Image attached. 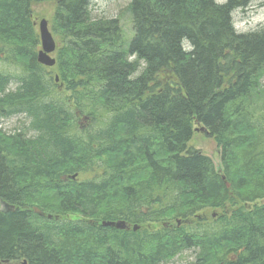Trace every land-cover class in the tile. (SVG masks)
I'll use <instances>...</instances> for the list:
<instances>
[{
  "label": "trees",
  "instance_id": "16d2710c",
  "mask_svg": "<svg viewBox=\"0 0 264 264\" xmlns=\"http://www.w3.org/2000/svg\"><path fill=\"white\" fill-rule=\"evenodd\" d=\"M94 1L0 0V62L16 67L0 71V120L23 127L0 129V198L15 208L0 212V263L169 264L193 251L188 264H264V28L233 25L254 0H131L130 36L93 17ZM44 2L60 39L50 72L37 60ZM195 125L221 171L189 146ZM119 220L130 229L102 225Z\"/></svg>",
  "mask_w": 264,
  "mask_h": 264
},
{
  "label": "rangeland",
  "instance_id": "374dc122",
  "mask_svg": "<svg viewBox=\"0 0 264 264\" xmlns=\"http://www.w3.org/2000/svg\"><path fill=\"white\" fill-rule=\"evenodd\" d=\"M219 3H224L226 0H217ZM131 0H96L93 3V17L98 18H120L123 22V26L128 36L131 35L132 25L130 21L128 6ZM35 21L40 22L42 19H46L51 26L56 4L50 2H44L34 5ZM234 26L240 33H248L259 28H264V0H254L250 7L246 10H239L234 14ZM38 29V28H37ZM57 44L60 43L59 37L55 36ZM57 57V50L52 55ZM7 68V69H4ZM16 67L4 66L3 62H0V71L6 70L10 73H14ZM53 69H48V72ZM21 73V70H20ZM20 76V75H19ZM53 76H58L53 74ZM17 86V81L14 80L11 88L14 89ZM66 96L70 93L65 91ZM22 119L20 116L12 117L6 120H0V129L5 133H16L22 130ZM202 126L195 125L192 139L189 142V146L199 149L204 155L210 157L215 164V167L221 171V150L216 144V141L209 137L206 131L201 130ZM94 177V171L82 173L79 176V180H89ZM260 203L264 200H260ZM213 211H205L207 216H211ZM204 214V212L202 213ZM173 223L175 220H171ZM161 224H155L156 228H159ZM194 252L186 251L183 255L176 256L169 264H188L194 260ZM3 264V263H0Z\"/></svg>",
  "mask_w": 264,
  "mask_h": 264
},
{
  "label": "water",
  "instance_id": "95a60500",
  "mask_svg": "<svg viewBox=\"0 0 264 264\" xmlns=\"http://www.w3.org/2000/svg\"><path fill=\"white\" fill-rule=\"evenodd\" d=\"M38 25V30H39V37L41 41V50L37 54V60L40 64L47 66V67H53L56 64V59L52 57V54L56 51L57 48V42L56 39L52 33V31L49 28V23L46 19H42L40 22L36 23ZM58 80V77L56 78ZM202 130H206L205 127H202ZM76 176H73L75 178ZM228 187L230 186L229 184L227 185ZM14 206L9 205L5 201H3L0 198V212H8L10 210H14ZM34 211L42 215V211L39 210V208L35 207ZM215 217V215H214ZM49 218H52L50 215ZM181 222L178 221V225H180ZM103 226L106 227H114L119 230H129L130 226L127 225V222L124 220H119V221H103L102 222ZM139 229L138 225H134L133 230L137 231ZM24 264H27L24 262Z\"/></svg>",
  "mask_w": 264,
  "mask_h": 264
},
{
  "label": "bare ground",
  "instance_id": "6f19581e",
  "mask_svg": "<svg viewBox=\"0 0 264 264\" xmlns=\"http://www.w3.org/2000/svg\"><path fill=\"white\" fill-rule=\"evenodd\" d=\"M234 25V24H233ZM36 207V206H35Z\"/></svg>",
  "mask_w": 264,
  "mask_h": 264
},
{
  "label": "flooded vegetation",
  "instance_id": "af4514ba",
  "mask_svg": "<svg viewBox=\"0 0 264 264\" xmlns=\"http://www.w3.org/2000/svg\"><path fill=\"white\" fill-rule=\"evenodd\" d=\"M146 212V211H145Z\"/></svg>",
  "mask_w": 264,
  "mask_h": 264
}]
</instances>
